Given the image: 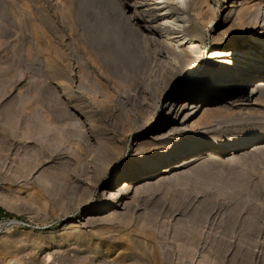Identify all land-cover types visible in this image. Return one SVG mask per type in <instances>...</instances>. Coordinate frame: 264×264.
<instances>
[{"label":"rangeland","instance_id":"1","mask_svg":"<svg viewBox=\"0 0 264 264\" xmlns=\"http://www.w3.org/2000/svg\"><path fill=\"white\" fill-rule=\"evenodd\" d=\"M254 26L264 0H0V264H264V86L229 99L264 73L160 129Z\"/></svg>","mask_w":264,"mask_h":264},{"label":"bare ground","instance_id":"2","mask_svg":"<svg viewBox=\"0 0 264 264\" xmlns=\"http://www.w3.org/2000/svg\"><path fill=\"white\" fill-rule=\"evenodd\" d=\"M118 3H119V1H118ZM147 5H148L147 7H150L153 10H156L157 12L162 11V9L160 10L158 8L157 3H149V4L147 3ZM122 6L120 7L121 9H122ZM122 10H123V13L125 14V17L126 16L132 17V16L127 15V13H126L127 9L126 8H123ZM242 18H243V16H242ZM130 19L131 18H129V20ZM244 20H246V19H244ZM244 20H242V21H244ZM175 23L176 22L173 21L170 17L165 16V14H160L158 19L155 22V27L168 28L169 30L172 29L173 31H171V33L169 32L170 34L166 35V40L171 45H173L174 48L175 47L178 48V50L179 49L180 50H182V49L183 50L184 49L189 50L190 49V51H191V46H192L193 42L191 41L192 42L191 43L190 41L186 40L182 36H179L178 33L176 31H174V28L176 27ZM246 23H247V21H246ZM122 24L124 25V23H122ZM124 26H122V27H124ZM130 26H129V28H131ZM133 26H132V29H135ZM133 31H135V30H133ZM263 34H264V27L263 28L262 27L256 28V26H254L253 33H251V34H249V36H247L248 39L245 40L243 44H241L239 46L235 45L234 47L229 48V49L219 48L216 51H214L213 53H211V58H213V60L218 63L219 68L213 73L212 77L202 80V82L199 85V88H197L195 90L197 93L196 98L188 97V98H186V100L180 102V101H178L177 98H175L173 96V98H169L165 102L164 109L167 110L166 114H168L170 111H172L174 109V107L177 109V111H176L175 117L171 120L165 121L162 124V126L160 127V129H166L167 128L166 130L169 133V132H173L176 130H183L186 126H188L187 123L190 120V118L194 114L198 113L200 110H204L202 108L205 107V105H203V103H202L203 101H200L199 104L194 106V100L193 99H202V95H200V91H199L200 89H201V93H206L207 90L209 92H210V90L212 91L213 84H216L214 82H218L219 80L222 81L223 79H225V80L232 79L234 81H240V84H243L244 82H246V83L252 82L254 80V78L256 77V75H260V73L263 74L264 73V39L262 38ZM246 42H248V43L246 44ZM192 50H193V47H192ZM223 66H226L228 68L231 67V70L223 71V70H221ZM233 71H235V73H236L235 75L233 74ZM252 85L253 86L249 89L250 91L247 92V94L244 95L243 91L237 89L236 91H233L231 93L229 99L241 97V98H246L248 101L251 100L257 93H259L258 92L259 89L264 86V77L259 81H255ZM263 89L264 88H262V90ZM223 91H227V90H223ZM199 113H201V111ZM156 137L159 138L160 135H157ZM153 139H154V137H153ZM191 160L188 159V161H184L182 165H185L187 163L189 164V162H191ZM147 178L148 177H143L140 180H145ZM116 180H119V178H116ZM138 184H137V186H138ZM124 185H125V183H124ZM124 188H126V187H124ZM110 195H109V198H113V197H110ZM101 209H102V207H101Z\"/></svg>","mask_w":264,"mask_h":264},{"label":"built area","instance_id":"3","mask_svg":"<svg viewBox=\"0 0 264 264\" xmlns=\"http://www.w3.org/2000/svg\"><path fill=\"white\" fill-rule=\"evenodd\" d=\"M12 223V221H10ZM7 223L3 217L0 215V236L4 233ZM4 264H23L22 260L19 257H11Z\"/></svg>","mask_w":264,"mask_h":264}]
</instances>
